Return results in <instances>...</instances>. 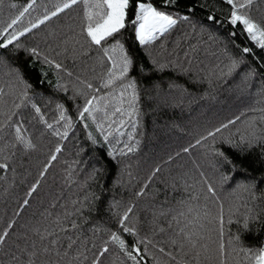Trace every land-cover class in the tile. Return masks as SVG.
Returning a JSON list of instances; mask_svg holds the SVG:
<instances>
[{
	"label": "trees",
	"instance_id": "16d2710c",
	"mask_svg": "<svg viewBox=\"0 0 264 264\" xmlns=\"http://www.w3.org/2000/svg\"><path fill=\"white\" fill-rule=\"evenodd\" d=\"M7 1L24 6L31 2L0 0V16ZM135 2L132 0L129 19L134 15ZM150 2L162 7V0ZM58 3L63 0H36L35 10L26 13L17 27L42 16L45 8L54 11ZM162 10L174 16L188 14L190 22H178L170 33L150 46L138 44L131 26L119 36L136 65L128 79L136 82L138 115L134 131L127 115L122 117L125 124L120 131L124 135L117 136L114 132L109 137L111 143L104 140L106 133L98 131L87 116L84 120L78 119V109L86 99L81 93L89 91L80 81L99 87L111 66L96 46L81 48L83 4L66 9L21 37L19 42L23 48L10 45L0 49V87L6 92L12 89L19 92L23 85L16 81L13 71L19 70L31 85L28 92L31 102L40 107L48 123L64 131V122L56 123L59 120L57 104L63 105L73 120L68 136L61 140L35 118L31 105L20 109L13 120L24 124L28 138L35 144L30 150L21 145L14 149L8 147L14 141V130H4L0 139V163H7L8 168L0 169V233L10 223L13 227L5 243L0 245V264H13V254L26 261V252L31 250L33 241L39 246V234L48 232L62 239L65 235L77 239L70 253L77 256L83 252L87 257L84 264H91L105 246L110 251L103 257V264H132L118 245L110 241L112 232L129 245L137 240L150 241L139 245L142 251L146 248L141 264H218L214 258L219 243L218 205L207 192L204 179L213 185L224 204V242L231 253L227 264H248L243 253H239L240 247L252 251L264 247V143L249 147L247 142L240 141L241 135H248L252 118H256L258 129H264L259 119L264 115L259 111L264 109V50L246 33L241 34L242 25L234 27L229 23L231 8L224 0H179L178 4L162 7ZM244 11L264 24V0H256ZM213 14L216 21L209 22L207 17ZM233 32L235 36L231 35ZM113 42L110 40L108 44ZM32 47L61 63L64 70L30 57L24 48ZM243 47L251 48L252 53L242 54ZM185 53L194 57L191 64ZM229 57L242 62L231 76L219 77L217 65L223 67ZM159 64L167 67L158 71ZM173 84L180 87H170ZM111 91V87L101 89L99 94ZM5 99L10 106L12 97ZM123 106L128 107L127 103ZM101 115L97 114L98 120ZM236 117L240 120L217 133L215 138L196 144L209 131ZM113 119L121 117L117 114ZM129 132L133 133L132 140H128ZM89 133L97 140L96 144L88 139ZM228 141H233L235 146ZM126 143L135 144L136 150L120 155V149L127 152ZM58 145L61 151L55 153ZM112 147L117 151L108 156ZM185 148L189 150L185 152ZM215 149L223 151L230 163L214 155ZM53 153L57 159L41 177ZM225 176L227 180L222 179ZM38 180L39 185L29 197V190ZM25 199L29 203L21 207ZM129 207L132 212L125 225L134 228L136 236L124 233L119 224ZM73 220L80 225L78 229L67 234L59 231L61 227H70ZM181 228L194 234L192 239L210 236V240L200 242L209 244V255L213 258L206 259L202 253L197 259L196 250L191 249L184 233H180ZM237 236L239 241L234 240L228 246L229 239ZM57 247L63 251L67 240ZM58 259L53 250L50 258L38 264H51Z\"/></svg>",
	"mask_w": 264,
	"mask_h": 264
},
{
	"label": "snow or ice",
	"instance_id": "6c2138e0",
	"mask_svg": "<svg viewBox=\"0 0 264 264\" xmlns=\"http://www.w3.org/2000/svg\"><path fill=\"white\" fill-rule=\"evenodd\" d=\"M224 2L231 8L228 17L229 23L234 27L237 24L242 25L243 30L241 34L246 33L248 38L253 41L257 47L264 50V24L257 22L247 11H244L245 9H250L256 0H224ZM78 3L83 4L84 6V17L81 27V35L84 43L81 44V48H84L85 45L89 48H91V46H96L103 52V56L107 58V63L111 65L107 68L105 78L101 80L99 87L94 86L88 81H80V83L83 84L89 91L81 93L86 97V99L82 108L78 109V119L84 120L87 116L88 119L96 124L98 131L106 133L104 135V140L111 143L109 141V137L112 136L114 132L117 136L124 135V133L120 131V128L125 124V120L122 117L127 115L132 122V129L134 131L136 128L135 121L138 115L136 82L128 79L130 71L136 70V65L133 58L126 50L125 43L119 38L122 34V30H125L129 26L133 27L135 39L138 44L140 46H150L161 37L170 33L178 22H190V17L188 14L174 16L171 12L162 10V7L178 4L179 0H162V7L154 6L150 0L149 2H145V0H136L134 4L135 12L131 19H129V9L130 6H132V0H63V3L55 5L54 11H49L45 8L42 16H37L34 20H29L26 26L17 27V25L21 24V21L25 17L26 13H30V10H35L34 6L36 4V0H31V2L28 3L18 15L12 18L6 26L0 28V38H3L2 42H0V49H6L10 45H14L16 49L23 48V45L19 42L21 37H24L27 33L39 28L45 22L49 21L53 17H56L66 9L77 5ZM11 7L16 8V5L12 4ZM189 11H192L191 7L189 8ZM207 19L209 22L216 21L214 14L209 15ZM231 35L235 36L236 33L233 32ZM110 40H114V42L108 44ZM79 42L80 41L78 40L77 43ZM105 44H108V46H105ZM24 51L36 60H42L44 64L54 67L57 70H64L61 63L43 55L35 47L24 48ZM195 51L196 49L193 48V52ZM241 52L242 54H251L252 49L249 47H243ZM185 56L188 58V63L191 64L194 57H192L189 53H185ZM241 62L242 60L229 57V62L223 67L217 65L218 76H231L240 66ZM165 67H167L166 64H159L157 65V70L163 71ZM13 71L15 73L16 81L19 84H22L23 88L19 92H16L14 89L6 92L3 87H0V139H3L4 130L6 128H11L14 130V141L8 145V147L14 149L17 145H21L25 150L35 148V144L28 138L27 132L24 129V124L13 120V117L19 115V110L27 107L28 105H31L32 109L36 113L35 118H37L40 123L44 124L47 129L52 130V134L54 136L60 137L61 140L65 139L68 136L69 130L73 127V120L66 114L63 105L57 104L56 106L59 112V120H57L56 123L59 124L61 121L64 122V131L60 132L59 129H55L53 127L52 123H48L45 120L40 107L31 102V97L28 94L31 85L26 82L19 70L14 69ZM185 71H189V69H185ZM67 74L69 76L72 75L71 72H68ZM249 75H252V73H249ZM125 80H127V83H123ZM110 87L112 88L111 92L103 95L99 94L101 89H108ZM170 87L179 88L180 86L173 84L170 85ZM9 96L12 97V103L10 106L8 104V100L5 99V97ZM101 101L104 103L101 104ZM125 103H127V108L123 106ZM254 111H256V109H254ZM259 111L264 112V109H260ZM98 113L102 114L99 120L97 118ZM117 114H119L121 119H113V117H116ZM259 119L261 123H264V115H262ZM238 120H240V117H236L234 120H229L227 123H222L219 127L209 131L206 136H202L199 140H197L196 144H200L201 141L207 140L209 137L215 138L217 133H220L223 129L228 128L229 125L235 124ZM105 122H107V127H105ZM114 125H116V127H113ZM85 127L87 128L88 125L85 124ZM248 127L250 129L248 135L240 136L241 143L247 142L249 147L256 143H264V129L257 128L255 117L249 122ZM258 132L260 134H257ZM127 135L128 140L133 139L132 132H129ZM88 139L93 144L97 143V140L91 133H89ZM117 143H119V140H117ZM228 143L231 146H235L233 141H228ZM125 148L127 149V152H125L124 149H120V155H126L127 153L134 152L136 150V145H128L126 143ZM188 150V148L184 149L185 152ZM60 151L61 147L58 145L55 149V153H59ZM116 151L115 147H112V149L108 151L107 155L112 156ZM55 153L50 156L48 165H45L44 170L40 173L41 177L45 175L47 168L52 161L57 159ZM214 155L223 157L226 162L230 163L228 157L223 151L215 149ZM7 168V163H0V169L6 170ZM156 171H159V168H157ZM201 176H203V173H201ZM222 179L227 180L228 177L225 176L222 177ZM203 183L207 185V192L218 205L216 219L219 224V243L218 247L214 251V258L218 260V264H227L228 257L231 253L226 250L224 242V204L217 196L213 185L209 183L207 179H204ZM38 185L39 180L33 184L32 188L29 190V197L32 196ZM244 190L248 191L246 187ZM137 195H140V193H137ZM205 199L208 200L209 196H205ZM253 199H255V195H253ZM28 203L29 201L25 199L21 207L27 205ZM77 211H79V209ZM131 212L132 208L129 207L121 217L119 224L124 233L136 236L137 233L135 229L129 228L125 225V221L128 219V215ZM17 215H19V213H17ZM67 215H71V213H68ZM205 215L207 216V213ZM228 222H232L231 218H229ZM244 223L245 227H247V218ZM12 227L13 224L10 223L8 228L0 233V245L5 243L9 235V229ZM79 227L80 225L73 220L70 227H61L59 231L67 234ZM180 233H184L185 239L190 244L191 249L196 250L195 257L197 259H199L202 253L206 259L213 258V256L209 255V244L206 242H200L205 241V239L210 240V236L207 238L200 236L199 240H197L192 239V235L194 234L186 233L183 228L180 229ZM180 233H177V235ZM49 237H51V239H49ZM39 238L41 241L39 246H37L36 242L33 241L31 250L26 252L28 259L26 261H21L19 256L13 254L11 256L13 264H38V262L45 260V258H50L53 250H55L56 256L59 259L51 262V264H60L61 261H64V264H84V261L87 260V257L83 252L79 253L77 256L71 255L70 250L73 249L78 240L73 239L70 235H65L62 239L54 232H48L47 235L40 233ZM65 239L67 240V247L61 251V248H58L57 245L62 246ZM239 239V236L230 238L228 246H231L234 240L238 242ZM44 241H47V243H43ZM110 241L118 245L120 251L129 261L132 262V264H141V261L144 260L143 251H146V248L142 251L139 245H147V243H150V241L147 240H137L135 243L129 245L126 243V240L121 238V236L116 232H112ZM172 243L175 244L176 241L173 240ZM181 248H183V245H181ZM85 251H88V249H85ZM109 251L110 249L107 246L100 249L98 254L93 257L91 264H103V257L105 254L109 253ZM160 251L164 252V249L161 248ZM21 252L24 253L25 250L21 249ZM239 253H243L245 261H247L248 264H264V247H261L258 251H252L251 249L240 247ZM168 255L171 254L168 253ZM173 259H175V257H173Z\"/></svg>",
	"mask_w": 264,
	"mask_h": 264
},
{
	"label": "rangeland",
	"instance_id": "374dc122",
	"mask_svg": "<svg viewBox=\"0 0 264 264\" xmlns=\"http://www.w3.org/2000/svg\"><path fill=\"white\" fill-rule=\"evenodd\" d=\"M12 4L13 3H11L10 1H7L5 3V10H3V15L0 16V28L6 26V24L10 22L12 17L18 15L19 12L22 11L23 8L25 7L23 4H18V5L15 4L16 8H12L11 7Z\"/></svg>",
	"mask_w": 264,
	"mask_h": 264
}]
</instances>
